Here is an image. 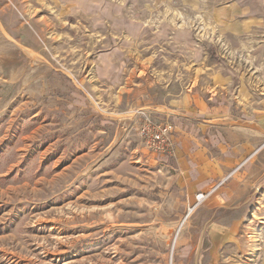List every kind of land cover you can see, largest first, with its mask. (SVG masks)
Wrapping results in <instances>:
<instances>
[{"label": "rangeland", "instance_id": "rangeland-1", "mask_svg": "<svg viewBox=\"0 0 264 264\" xmlns=\"http://www.w3.org/2000/svg\"><path fill=\"white\" fill-rule=\"evenodd\" d=\"M231 1L0 0V264L186 258L196 212L238 169L189 212L200 191L188 202L156 154L173 157V115L204 117L182 99L220 66L203 15ZM144 116L172 125L169 153L143 144ZM251 196L259 227L239 264L264 260V187Z\"/></svg>", "mask_w": 264, "mask_h": 264}, {"label": "crops", "instance_id": "crops-1", "mask_svg": "<svg viewBox=\"0 0 264 264\" xmlns=\"http://www.w3.org/2000/svg\"><path fill=\"white\" fill-rule=\"evenodd\" d=\"M247 1L205 10V31L224 53L209 72L205 95L182 99L204 117L194 124L173 115V157L156 154L171 162L188 202L240 165L196 212L202 223L197 242L186 245L177 264H239L253 256L259 206L251 195L264 187V0Z\"/></svg>", "mask_w": 264, "mask_h": 264}, {"label": "built area", "instance_id": "built-area-1", "mask_svg": "<svg viewBox=\"0 0 264 264\" xmlns=\"http://www.w3.org/2000/svg\"><path fill=\"white\" fill-rule=\"evenodd\" d=\"M142 124L138 127V135L142 139L143 144L152 151L160 153H169L172 147V125L169 122H157L149 117L144 116ZM240 165L233 168L225 175L216 185L206 191H200L195 194V204L189 208L192 210L195 206L203 202L210 193L215 190L221 183L229 178ZM191 212V211H190Z\"/></svg>", "mask_w": 264, "mask_h": 264}, {"label": "bare ground", "instance_id": "bare-ground-1", "mask_svg": "<svg viewBox=\"0 0 264 264\" xmlns=\"http://www.w3.org/2000/svg\"><path fill=\"white\" fill-rule=\"evenodd\" d=\"M190 211H191V209H190ZM190 211H189V212H190Z\"/></svg>", "mask_w": 264, "mask_h": 264}]
</instances>
